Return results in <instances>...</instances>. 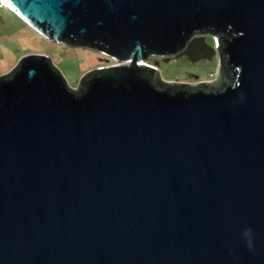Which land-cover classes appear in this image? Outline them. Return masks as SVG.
I'll list each match as a JSON object with an SVG mask.
<instances>
[{
	"label": "water",
	"instance_id": "95a60500",
	"mask_svg": "<svg viewBox=\"0 0 264 264\" xmlns=\"http://www.w3.org/2000/svg\"><path fill=\"white\" fill-rule=\"evenodd\" d=\"M6 2L114 67L210 59L205 32L230 36L210 34L211 89L156 72L80 92L43 54L1 75L0 264H264V0Z\"/></svg>",
	"mask_w": 264,
	"mask_h": 264
},
{
	"label": "rangeland",
	"instance_id": "374dc122",
	"mask_svg": "<svg viewBox=\"0 0 264 264\" xmlns=\"http://www.w3.org/2000/svg\"><path fill=\"white\" fill-rule=\"evenodd\" d=\"M0 4H2L1 0ZM4 11L6 9L1 6L0 31L4 30L7 33H14L17 20L15 17L7 15V12ZM21 22L24 23L22 20ZM27 29L29 32L25 34L20 32L22 38L17 44V46L19 45L17 49L28 52L25 55H46L59 70L68 87L74 90L78 88L82 76L93 70L90 68H97L94 66L104 68L113 63L109 57L96 50L72 47L63 42H55L47 39L30 26ZM205 41L214 50V54L210 59L191 61L185 55H173L170 57L158 56L152 59L149 56L145 58V61L151 65L154 64L152 66L156 67L161 79L172 86L174 84H186L187 87H195L204 82L207 84V89L216 88L220 82H224V75L221 73L220 67L219 50L210 34L205 35Z\"/></svg>",
	"mask_w": 264,
	"mask_h": 264
},
{
	"label": "trees",
	"instance_id": "16d2710c",
	"mask_svg": "<svg viewBox=\"0 0 264 264\" xmlns=\"http://www.w3.org/2000/svg\"><path fill=\"white\" fill-rule=\"evenodd\" d=\"M210 32L213 35H215L221 41H223L225 38L230 36L228 32H222L221 35L215 34L214 33L215 31H212V30H210ZM61 40L65 44L72 46V47H84L82 45V43L73 41L70 38L69 39L63 38ZM96 49L100 50V51H104L105 53L112 55L107 49H104V48H96ZM180 50L181 49L178 48L176 51L179 52ZM149 54H151V53L146 52L145 58L148 57ZM35 58L37 60H40L42 58V56H35ZM43 58H44L45 62L47 63V65L49 66L50 71L53 73V75L60 77L62 80L63 86L66 87L65 81H64L63 77L61 76V73L54 67V65L52 64V62L48 58H46V57H43ZM22 61H23V59L20 61L19 68H20ZM226 67H227V69H226L227 73L231 72V69L227 65H226ZM134 74H137L136 80H138V81H149L152 83V81H151L152 75L148 72L146 67H141V66H130V67H127V66H122V67L109 66V67L100 69L99 71L98 70H92V71L86 73L80 80L79 88H81V90H82L80 92H83V90L87 87L88 83L94 77H99L101 79H111V80H114L116 82H121V81H124L125 78H127L129 76H133Z\"/></svg>",
	"mask_w": 264,
	"mask_h": 264
},
{
	"label": "crops",
	"instance_id": "0c3cea01",
	"mask_svg": "<svg viewBox=\"0 0 264 264\" xmlns=\"http://www.w3.org/2000/svg\"><path fill=\"white\" fill-rule=\"evenodd\" d=\"M1 6L6 9V11L4 12H7V15L15 17V19L17 20V24L14 33L11 32L7 33L4 30L0 31V76L9 73L17 65L21 57H23L25 54L28 53V52L26 53L23 50L17 49L19 47V45L17 46V44L22 38V36H20L21 35L20 32L22 34L29 32L27 29L29 28V26L28 25H27L28 27L26 26L27 23L25 24L24 21H23L24 23H22L21 19L18 16H16L14 13H12L8 9V7H6L5 3L0 4V8ZM94 67L97 68H90V69L100 68L98 66H94Z\"/></svg>",
	"mask_w": 264,
	"mask_h": 264
},
{
	"label": "flooded vegetation",
	"instance_id": "af4514ba",
	"mask_svg": "<svg viewBox=\"0 0 264 264\" xmlns=\"http://www.w3.org/2000/svg\"><path fill=\"white\" fill-rule=\"evenodd\" d=\"M216 33H217V35H221V34H222V31L218 30ZM216 33H215V34H216ZM205 34L208 35V34H211V32H210V31H206ZM181 51H182V50H181ZM178 53H179V52L176 51L174 54H168V53H165V54H163V55L149 54V56H151L150 59H152V58H154V57L157 58L158 56H162V57H167V56L170 57V56H173V55H174V56H177ZM149 56H148V57H149ZM144 63H145V64H144V65H141V67H146V68H147V67H152V65H154V64L151 65V64L147 63L145 60H144ZM108 67H109V66H108ZM147 70H148V68H147ZM98 71H99V70H98ZM148 72H149L151 75L153 74L152 76H155V75H156L155 73L158 72V71L155 69V72H150L149 70H148ZM205 84H206V83L201 82V87H202L203 85H205Z\"/></svg>",
	"mask_w": 264,
	"mask_h": 264
},
{
	"label": "built area",
	"instance_id": "2783aa9c",
	"mask_svg": "<svg viewBox=\"0 0 264 264\" xmlns=\"http://www.w3.org/2000/svg\"><path fill=\"white\" fill-rule=\"evenodd\" d=\"M3 4V3H2ZM212 38H213V42L216 44V47H218L217 46V39H216V37L215 36H212ZM101 54H103V55H105V56H107V57H109V59L113 62L110 66H116V65H120L121 64V62L116 58V57H113V56H110V55H108V54H106V53H101ZM123 64V63H122ZM138 64H145L143 61H140V62H138ZM153 68H155L156 69V67L155 66H152ZM157 70V69H156ZM70 88V87H69ZM70 89H72V88H70ZM74 90V89H73Z\"/></svg>",
	"mask_w": 264,
	"mask_h": 264
},
{
	"label": "bare ground",
	"instance_id": "6f19581e",
	"mask_svg": "<svg viewBox=\"0 0 264 264\" xmlns=\"http://www.w3.org/2000/svg\"><path fill=\"white\" fill-rule=\"evenodd\" d=\"M3 1H4L3 3H5L6 6L8 5V6L10 7V5L6 2V0H3ZM8 6H7V7H8ZM10 9H11V7H10ZM11 10H12V9H11ZM209 82H210V81H209ZM209 82H208V83H209Z\"/></svg>",
	"mask_w": 264,
	"mask_h": 264
},
{
	"label": "clouds",
	"instance_id": "9594fccd",
	"mask_svg": "<svg viewBox=\"0 0 264 264\" xmlns=\"http://www.w3.org/2000/svg\"><path fill=\"white\" fill-rule=\"evenodd\" d=\"M1 3H3V1L1 0ZM7 7V6H6ZM144 62V61H143ZM108 67V66H107ZM201 82V81H200Z\"/></svg>",
	"mask_w": 264,
	"mask_h": 264
}]
</instances>
